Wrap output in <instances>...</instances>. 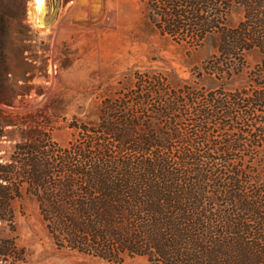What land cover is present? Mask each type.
Segmentation results:
<instances>
[{"label": "trees", "instance_id": "trees-1", "mask_svg": "<svg viewBox=\"0 0 264 264\" xmlns=\"http://www.w3.org/2000/svg\"><path fill=\"white\" fill-rule=\"evenodd\" d=\"M140 3L160 34L206 53L196 75L173 94L158 90L162 79L138 77L131 115L118 108L93 132L103 144L15 146L20 160L0 164L2 214L23 179L70 251L108 264H264V0ZM4 90L0 81V105L12 107Z\"/></svg>", "mask_w": 264, "mask_h": 264}, {"label": "rangeland", "instance_id": "rangeland-1", "mask_svg": "<svg viewBox=\"0 0 264 264\" xmlns=\"http://www.w3.org/2000/svg\"><path fill=\"white\" fill-rule=\"evenodd\" d=\"M239 19L232 12L228 23L233 26ZM205 56L203 50L190 54L188 45L160 34L146 21L140 0H45L41 10L34 0H0V81L12 103L0 105V164L15 157L18 162L15 146L42 138L43 145L58 150L90 140L103 144L93 132L105 116L114 121L120 111L131 115L137 93L130 92H137L138 77L162 79L158 90L173 94L177 81L188 83L196 75ZM257 59L250 53L246 62L252 66ZM4 120L10 125H1ZM180 127L183 136L188 134ZM9 187L17 193L3 214L0 202V217L5 218L0 221V250L9 254L0 264H108L60 247L32 187L23 179ZM120 264L149 263L135 257Z\"/></svg>", "mask_w": 264, "mask_h": 264}, {"label": "bare ground", "instance_id": "bare-ground-1", "mask_svg": "<svg viewBox=\"0 0 264 264\" xmlns=\"http://www.w3.org/2000/svg\"><path fill=\"white\" fill-rule=\"evenodd\" d=\"M45 0H34V4L36 6V9H42L43 8V3Z\"/></svg>", "mask_w": 264, "mask_h": 264}]
</instances>
